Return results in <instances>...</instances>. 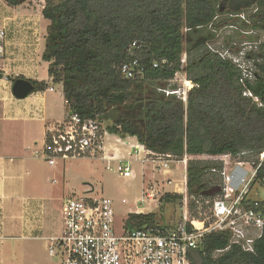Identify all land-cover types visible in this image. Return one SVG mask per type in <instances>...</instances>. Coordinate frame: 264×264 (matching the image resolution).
Listing matches in <instances>:
<instances>
[{"label":"trees","instance_id":"obj_1","mask_svg":"<svg viewBox=\"0 0 264 264\" xmlns=\"http://www.w3.org/2000/svg\"><path fill=\"white\" fill-rule=\"evenodd\" d=\"M3 1L17 7L30 0ZM45 1L49 24L42 58L49 62L53 83L63 85L69 113L99 117L107 121L109 133L135 136L151 151L190 155L192 212L196 198H214L222 184L223 163L204 156L230 153L259 165L253 188L264 187V42L245 53L254 64L252 77H243V70L210 44L224 14L246 15L245 26L264 28V0ZM135 59L138 72L127 78L120 67ZM181 71L198 84L188 91L187 102L161 90H177L169 80ZM4 74L0 71V78ZM20 77L7 75L12 82ZM29 79L34 91L50 86ZM182 200V194L166 193L161 203ZM258 202L264 216V199ZM163 221L155 212L131 213L125 225L146 228ZM230 239L227 232L208 234L203 249L191 252V264H264V227L254 251Z\"/></svg>","mask_w":264,"mask_h":264},{"label":"built area","instance_id":"obj_2","mask_svg":"<svg viewBox=\"0 0 264 264\" xmlns=\"http://www.w3.org/2000/svg\"><path fill=\"white\" fill-rule=\"evenodd\" d=\"M240 17L248 21L245 15ZM9 42L10 29L0 24V71L5 75L9 73L6 68ZM229 58L243 70V77H252L253 68L245 67L239 59L230 55ZM185 62L186 58L183 59ZM138 65L139 61L135 59L121 65L120 71L125 77L132 78L138 72ZM158 65L154 63V66ZM139 73H143L142 68H139ZM169 81L175 83V77ZM184 81L187 89L182 94L178 89L161 90L166 94L176 93L187 102L188 91L198 84L189 80L188 85V80ZM246 94L253 96L250 92ZM255 100L259 101L257 97ZM108 133L105 122L99 117L82 118L67 112L63 119L48 128L43 146L36 148L34 155L49 165L94 157L104 149ZM132 150L136 153V161L150 163L151 167L143 165V191L135 199V209H130L128 215L154 212L151 208L161 206V199L166 193H179L183 195L180 203L183 213L179 223L172 225L163 221L146 228L126 226L128 215L124 220L116 213L113 198L104 194L68 196L62 205V232L50 238L49 253L52 257H61L62 264H191V252L203 249L206 236L215 232H227L231 244H240L246 251L255 250V242L261 237L264 227V216L257 208L259 200L250 198L259 165L230 153L204 156L223 163L222 184L214 198H196V210L192 212L188 195V162L191 156L186 153L178 158L154 152L140 143L133 145ZM102 158L107 162L108 170H116L124 178L137 177L132 159L122 160L116 156ZM260 158L264 159V152ZM114 161L118 163L113 165ZM181 166L185 171L183 183L168 189V185L174 184L173 169ZM213 171L218 169L213 168Z\"/></svg>","mask_w":264,"mask_h":264},{"label":"crops","instance_id":"obj_3","mask_svg":"<svg viewBox=\"0 0 264 264\" xmlns=\"http://www.w3.org/2000/svg\"><path fill=\"white\" fill-rule=\"evenodd\" d=\"M45 3V0H30L20 6L10 7L0 0L5 13L3 24L13 25L7 26L11 35L8 62H19L22 58L31 57V52L39 50L38 47L43 52L49 24L43 16ZM21 18H26L27 26H22ZM14 26L28 28L29 31L26 34L20 30L15 32ZM41 30L45 32L44 36L38 35ZM45 62L46 75H40L38 66V74L30 78L45 80L50 86L46 90L34 91L26 98H18L13 92L9 94L4 88L8 79L0 78V126L7 124L4 131L0 130V240L5 237H33L45 240L49 248L50 238L62 232V205L68 196L65 197L66 192L51 178V170L43 165L49 164L37 158L34 150L43 146L48 128L63 119L68 111L63 85L53 83L48 73L49 62ZM119 138L117 142L129 140L131 149L138 144L135 136ZM131 149L130 156L133 155ZM120 151L126 152L118 145L105 142L100 157H118ZM129 159L136 161L135 158ZM59 163L49 166L54 169ZM59 200H62L61 207H58L61 208V220L56 217L55 203Z\"/></svg>","mask_w":264,"mask_h":264},{"label":"rangeland","instance_id":"obj_4","mask_svg":"<svg viewBox=\"0 0 264 264\" xmlns=\"http://www.w3.org/2000/svg\"><path fill=\"white\" fill-rule=\"evenodd\" d=\"M31 4L37 8V5L33 2H31ZM28 7L30 8V5ZM4 16V7L0 6V24H3ZM21 19L22 26H27L26 18ZM243 21L245 20L241 17H232L225 14L221 15L219 18L220 28L216 32V40L210 44L212 50L218 54L226 57L230 55L235 59H239L245 67L254 68L253 61L249 60L243 52L247 53L248 51L257 50L258 44L264 42V28L252 30V23L250 22V26L247 27L243 24ZM7 26L12 27L13 25L9 23ZM19 30L22 31L23 34L29 31L28 28L20 29L15 27V32ZM11 32H13L12 29ZM38 33L39 36L45 35L44 30ZM38 49L39 50L34 49V51L31 52V57L28 56V58L26 57L27 59L22 58L19 62H15L14 60L7 62L6 68L9 71L7 75H22L26 78H30L32 75L38 74V66H40L41 69L40 75H46L47 67L46 62L42 58V48L40 49V47H38ZM185 58L186 54L184 55V59ZM7 75L4 74V77L7 78ZM185 79H187V77L184 71L178 72L175 76V83L178 85L180 94L187 89L184 86ZM12 84L13 82L8 79L7 86L4 87L9 94L12 93ZM104 122L107 127V121ZM3 125L0 126L1 131L5 130V126L7 127L6 123H3ZM118 139H120L119 135L108 133L105 137V142L107 144L118 145L120 148L126 150V152L120 151L118 159L126 160L135 158L136 153L131 149L129 140L121 139L122 141L117 142ZM130 149L133 152L131 156L129 155ZM100 153L101 152L94 157L87 156L66 160L59 163L54 169H52V166L45 163H43V165L46 169L51 170V178L59 183L57 186L60 188L62 187L61 190H63V192H66L65 197L104 194L113 198L116 213L125 220L129 213L128 211L130 209H135V199L143 191V184H145L143 176L141 175L143 165L151 167V164H143L141 161H134L133 165L137 172V177L124 178L116 170H108L106 168L107 162L100 157ZM117 163L118 162L114 161L112 164L116 165ZM172 165L173 168H175L174 163H172ZM173 170L175 171L173 176L174 184L168 185V189H174L183 183V176L185 173L183 166ZM250 198L253 200H263L264 187L256 185L250 194ZM61 203L62 200L56 201L55 203L56 217L58 216V220H61V208H58L61 207ZM59 209L60 211H58ZM151 209L157 215L163 216L165 223H171L172 225L179 223L183 213V209H181L180 204L177 203H161V206ZM60 258L59 256L52 257L49 254V248L46 241L43 239L33 237H5V239L0 240V264H62Z\"/></svg>","mask_w":264,"mask_h":264},{"label":"water","instance_id":"obj_5","mask_svg":"<svg viewBox=\"0 0 264 264\" xmlns=\"http://www.w3.org/2000/svg\"><path fill=\"white\" fill-rule=\"evenodd\" d=\"M35 85L29 78H17L12 84V92L18 98H26L34 91ZM208 194H213V191H208Z\"/></svg>","mask_w":264,"mask_h":264},{"label":"bare ground","instance_id":"obj_6","mask_svg":"<svg viewBox=\"0 0 264 264\" xmlns=\"http://www.w3.org/2000/svg\"><path fill=\"white\" fill-rule=\"evenodd\" d=\"M189 82H190V81L188 80V82H187L188 85H190Z\"/></svg>","mask_w":264,"mask_h":264},{"label":"flooded vegetation","instance_id":"obj_7","mask_svg":"<svg viewBox=\"0 0 264 264\" xmlns=\"http://www.w3.org/2000/svg\"><path fill=\"white\" fill-rule=\"evenodd\" d=\"M24 78H26V77H24Z\"/></svg>","mask_w":264,"mask_h":264}]
</instances>
